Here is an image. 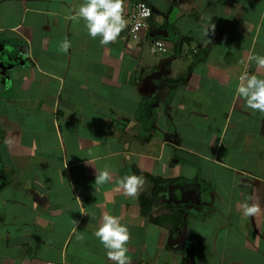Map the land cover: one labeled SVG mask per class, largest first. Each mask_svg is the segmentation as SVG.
I'll use <instances>...</instances> for the list:
<instances>
[{
  "label": "crops",
  "instance_id": "crops-1",
  "mask_svg": "<svg viewBox=\"0 0 264 264\" xmlns=\"http://www.w3.org/2000/svg\"><path fill=\"white\" fill-rule=\"evenodd\" d=\"M82 2L0 0V264H115L104 215L127 224L130 264H264V113L236 94L264 78V0H125L107 45L67 18Z\"/></svg>",
  "mask_w": 264,
  "mask_h": 264
},
{
  "label": "clouds",
  "instance_id": "clouds-1",
  "mask_svg": "<svg viewBox=\"0 0 264 264\" xmlns=\"http://www.w3.org/2000/svg\"><path fill=\"white\" fill-rule=\"evenodd\" d=\"M124 5L125 0H83L77 8L67 10V18L82 19L88 35L94 39L99 37L100 43L107 45L118 39L128 23L124 15ZM209 30H215L213 23L206 27V34ZM62 47L67 51L70 41L65 40ZM252 59L258 68H264V56L257 55ZM239 81L236 88L237 96L244 98L249 108L264 113V78L244 72L240 75ZM5 143L10 141L6 140ZM86 162L92 164L89 160ZM97 173L95 184H104L111 180L112 173L108 169H97ZM143 183L144 178L134 174L124 176L120 180L121 187L129 195H135ZM243 207L246 215L258 210L256 205L248 203H244ZM94 235L106 250L108 260L114 261L115 264H130L127 253L131 234L120 216L104 215Z\"/></svg>",
  "mask_w": 264,
  "mask_h": 264
},
{
  "label": "built area",
  "instance_id": "built-area-1",
  "mask_svg": "<svg viewBox=\"0 0 264 264\" xmlns=\"http://www.w3.org/2000/svg\"><path fill=\"white\" fill-rule=\"evenodd\" d=\"M152 14V9L148 3L140 1L136 4L135 11L131 16L132 25L130 28V34L133 39L141 40L142 38H146V31L148 29L149 20L151 19ZM151 49L153 52L163 51L164 44L160 41H157L152 44Z\"/></svg>",
  "mask_w": 264,
  "mask_h": 264
},
{
  "label": "trees",
  "instance_id": "trees-1",
  "mask_svg": "<svg viewBox=\"0 0 264 264\" xmlns=\"http://www.w3.org/2000/svg\"><path fill=\"white\" fill-rule=\"evenodd\" d=\"M163 188L160 187L159 190H157L156 192H162Z\"/></svg>",
  "mask_w": 264,
  "mask_h": 264
}]
</instances>
